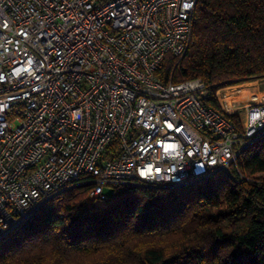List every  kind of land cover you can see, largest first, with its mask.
<instances>
[{
	"label": "built area",
	"instance_id": "2783aa9c",
	"mask_svg": "<svg viewBox=\"0 0 264 264\" xmlns=\"http://www.w3.org/2000/svg\"><path fill=\"white\" fill-rule=\"evenodd\" d=\"M197 1L0 0V239L78 183L91 205L113 186L186 187L237 167L264 133V97L218 110L200 78L156 75L188 50Z\"/></svg>",
	"mask_w": 264,
	"mask_h": 264
},
{
	"label": "trees",
	"instance_id": "16d2710c",
	"mask_svg": "<svg viewBox=\"0 0 264 264\" xmlns=\"http://www.w3.org/2000/svg\"><path fill=\"white\" fill-rule=\"evenodd\" d=\"M156 75L200 78L220 110L218 87L264 77V0H198L188 50ZM236 166L186 187L113 186L104 206L73 185L0 239V264H264V133Z\"/></svg>",
	"mask_w": 264,
	"mask_h": 264
},
{
	"label": "rangeland",
	"instance_id": "374dc122",
	"mask_svg": "<svg viewBox=\"0 0 264 264\" xmlns=\"http://www.w3.org/2000/svg\"><path fill=\"white\" fill-rule=\"evenodd\" d=\"M252 86V89H249V87ZM219 88V87H218ZM222 88V89H221ZM236 89L241 92L240 94L230 97V94H232V91ZM216 92V90H215ZM226 93L223 95V93ZM253 94V96L255 97L254 101H258L261 99V97H264V77H260V78H253V79H248V80H236L233 81L232 83H228L225 85L220 86V90L218 92H216V100L217 102L219 101H228V105H229V101L233 99H237V100H241V99H245L246 97H248V95ZM226 95V96H225ZM242 113V110H240ZM96 206H104L105 202H97L96 204H94Z\"/></svg>",
	"mask_w": 264,
	"mask_h": 264
},
{
	"label": "water",
	"instance_id": "95a60500",
	"mask_svg": "<svg viewBox=\"0 0 264 264\" xmlns=\"http://www.w3.org/2000/svg\"><path fill=\"white\" fill-rule=\"evenodd\" d=\"M200 96L202 97V99H207V97H208V91H207V90L203 91V92L200 94Z\"/></svg>",
	"mask_w": 264,
	"mask_h": 264
},
{
	"label": "crops",
	"instance_id": "0c3cea01",
	"mask_svg": "<svg viewBox=\"0 0 264 264\" xmlns=\"http://www.w3.org/2000/svg\"><path fill=\"white\" fill-rule=\"evenodd\" d=\"M253 88V87H252Z\"/></svg>",
	"mask_w": 264,
	"mask_h": 264
}]
</instances>
